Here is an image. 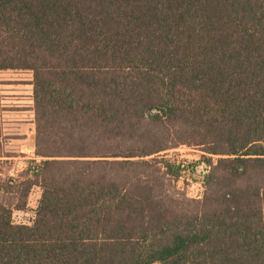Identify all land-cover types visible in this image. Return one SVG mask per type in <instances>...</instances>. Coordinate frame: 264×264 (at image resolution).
<instances>
[{"label": "trees", "instance_id": "obj_1", "mask_svg": "<svg viewBox=\"0 0 264 264\" xmlns=\"http://www.w3.org/2000/svg\"><path fill=\"white\" fill-rule=\"evenodd\" d=\"M6 70L42 192L31 224L0 204V264H264V0H0ZM178 145L201 201L166 194Z\"/></svg>", "mask_w": 264, "mask_h": 264}, {"label": "rangeland", "instance_id": "obj_2", "mask_svg": "<svg viewBox=\"0 0 264 264\" xmlns=\"http://www.w3.org/2000/svg\"><path fill=\"white\" fill-rule=\"evenodd\" d=\"M33 93L31 71L0 73V204L11 207L12 220L18 225L32 223L42 192L37 185L27 191L29 181L36 180L33 171L41 160L35 155ZM162 156L185 166L178 179L166 176V194L183 204L187 200L201 201L206 192L204 177L209 172L205 162L208 156L203 149L178 145L163 152ZM216 159L214 156L213 160Z\"/></svg>", "mask_w": 264, "mask_h": 264}]
</instances>
